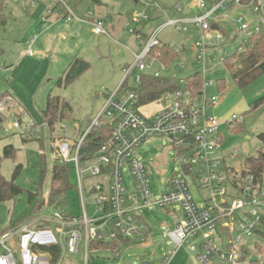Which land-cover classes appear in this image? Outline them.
Here are the masks:
<instances>
[{"label":"rangeland","instance_id":"1","mask_svg":"<svg viewBox=\"0 0 264 264\" xmlns=\"http://www.w3.org/2000/svg\"><path fill=\"white\" fill-rule=\"evenodd\" d=\"M56 1L6 0L3 4L6 24L0 25V96L5 97L1 103L3 110L0 111L4 116V123L0 126V155L8 145H13L16 153L13 158L3 159L1 175L10 181L16 167L21 165L16 184L24 192L12 201L0 204V232L30 216L36 219L51 217L56 211L69 209L74 216L81 213L73 164H70L69 172L71 188L67 193L68 206L55 207L46 201L38 209L37 203L32 206L28 204V192L40 193L47 200L54 160L60 157L58 145L64 141L75 142L78 127L86 128L89 121L99 115L106 103L105 95L120 86L124 77L123 68L134 63V54L143 49L157 24H162L166 15L172 19H182L200 14L196 5L198 0H101L105 6L101 8V13L109 19H104L107 33L97 35L91 24L92 17L88 16L90 11L97 9L91 0H64L65 11L73 15L70 18L60 16L57 9L49 13ZM137 14H147L149 21H137ZM85 16L86 21L83 19ZM158 16L160 18L156 19ZM240 17H244L249 26H255L258 22V15L238 5H229L219 12L222 41L216 44V48L207 51L208 71L205 72L197 63L198 53L195 50L199 30L194 29L191 36L175 27H167L159 35L162 43H169L180 52V58L168 65L162 76L184 79L200 72L206 85L205 96L218 98V104L209 108L208 113L214 115L221 125L223 144L219 153L228 157L223 164L235 170L243 168L247 157L257 155L261 148L258 135L264 132V104L252 109V105L264 97V75L250 86L239 89L223 64L225 57L237 54L246 39V32L240 29L238 22ZM216 33L213 31L211 36ZM29 51L34 55L29 56ZM214 57L216 63L213 62ZM77 58L87 61L90 69L68 87H59L57 81ZM146 63L151 65L146 73L161 72L162 64L158 60L148 57ZM140 73L136 70L132 74L129 87L134 85ZM222 84L225 88L220 91ZM50 97L61 98L72 109L68 119L58 122L53 132L47 125H38ZM160 109L161 104L155 102L141 107L140 111L148 118ZM233 114L244 117V124L234 129L227 124ZM15 123H19L20 127L16 128ZM30 137L36 140L24 141ZM137 156L149 167L151 189L153 195L159 197L164 190L162 179L169 182L180 171L171 141L168 138L151 139L139 147ZM42 170L45 171L43 181ZM124 176L127 188L131 189V176L129 173ZM98 181V178H88L89 183ZM191 193L199 207L204 206L205 200L212 196L209 190L192 189ZM141 218L148 228L147 242L120 245L114 252L90 253L89 264L158 263L167 256L171 258L169 264H199L197 258L190 254L188 244L176 248L166 238L165 233L168 229H175L181 213L175 216L164 210L150 209L144 211ZM38 226L40 223L33 228ZM111 229L109 224L106 230ZM16 239L8 246L14 252L16 261H20ZM199 240V237L194 239ZM241 242L256 252L253 244L260 243V240L243 238ZM172 250L175 252L173 255L170 254ZM4 252L0 248V254ZM116 252L120 257L114 260ZM258 258L259 264H264V254ZM66 264H83L82 252L68 255ZM242 264L250 263L246 261Z\"/></svg>","mask_w":264,"mask_h":264},{"label":"built area","instance_id":"2","mask_svg":"<svg viewBox=\"0 0 264 264\" xmlns=\"http://www.w3.org/2000/svg\"><path fill=\"white\" fill-rule=\"evenodd\" d=\"M196 5L200 14L191 18L172 19L166 15L165 21L153 31L143 49L134 54V63L124 68L120 86L105 95L106 103L99 115L89 121L86 128L78 127L75 142L64 141L58 145L62 161L73 164L76 170L81 213L74 216L70 209L56 211L51 217L33 218L16 232L0 237V248L5 251L0 254V264H66L68 255L80 252L83 264H89L94 241L110 243L121 239L128 240L130 245L147 242L148 228L141 214L150 209L164 210L175 216L181 213L175 229H168L165 233L166 238L176 248L188 244L199 264L243 263L240 259L246 245L241 240L255 238L254 230L264 217V180L256 179L244 166L235 170L223 164L228 157L219 153L223 144L221 125L214 115L208 113L209 108L218 104V98L206 97L204 85L200 96L183 89L161 97L155 101L161 104V109L148 118L140 111L143 106L139 105L137 88L151 66L147 65L146 59L157 60L151 52L162 45L159 35L165 28L175 27L191 36L194 29L199 30L195 50L197 63L205 72L208 71L207 51L222 41L221 30L211 26L219 10L238 5L258 15L255 26H249L244 17L239 18L240 29L246 32V39L238 52L242 51L247 39L264 26V0H198ZM55 9L64 18L73 16L70 11H65L64 0H57L49 13ZM88 16L92 17L95 34L107 33L103 20H94L92 12ZM83 19L86 21V16ZM136 19L149 21L147 14H137ZM213 31L217 32L215 36H211ZM28 55L34 54L29 51ZM213 62H217L216 57ZM136 70L141 73L129 87ZM166 71L167 67L162 65L161 72L149 74L159 78ZM109 124L112 126L111 142L101 146L89 159L82 160L80 151L87 136ZM227 124L234 129L244 124V117L233 114ZM15 127H20V124L15 123ZM154 138L171 141L177 156L175 161L180 165L177 176L169 182L162 179L164 190L159 197L153 195L149 167L137 156L139 147ZM126 173L132 179L131 189L126 186ZM88 178H98L99 181L89 183ZM192 189L209 190L212 196L199 207L192 196ZM100 221L103 222L97 225ZM36 223L40 226L34 229ZM109 224L112 229L107 231ZM197 237L200 240L194 241ZM14 239L20 261H16L8 246ZM194 244H197L196 249ZM53 248L58 250L56 261ZM174 253L173 250L170 252L171 255ZM119 257V252H116L114 260ZM170 261V256H167L158 263L144 261L139 264H169Z\"/></svg>","mask_w":264,"mask_h":264},{"label":"trees","instance_id":"3","mask_svg":"<svg viewBox=\"0 0 264 264\" xmlns=\"http://www.w3.org/2000/svg\"><path fill=\"white\" fill-rule=\"evenodd\" d=\"M6 0H0V25L6 24V18L4 15L3 4ZM210 1V0H206ZM220 2L222 0H215ZM95 5L100 3V0H91ZM211 26L214 29H220L217 22H211ZM151 55L156 57L157 60L164 66L170 65L172 62L180 58V52L170 46L169 44L163 43L162 45L152 49ZM223 64L229 70V73L234 81L235 85L239 89H244L258 80L264 75V26L252 34L246 41L241 52L237 54L230 55L224 58ZM90 64L83 58L74 59L66 71L63 77L57 81L59 87H68L78 78H80L84 73L90 69ZM204 82L202 80V73L196 72L187 76L184 79H179L169 76H161L159 78L154 77L151 74H144L141 78L140 85L138 86V92L140 95V106H145L159 100L161 97L175 93L176 91L188 89L192 91L194 96H200L203 92ZM225 88L222 84L220 91ZM4 96H0V104L2 103ZM262 104H264V97L256 101L252 105V109H257ZM71 106L59 97H50L47 109L42 111V121L38 125H47L51 132L55 130L56 124L58 122H63L67 120V116L71 114ZM4 123V116L0 112V126ZM112 126L106 125L99 130L92 131L86 138L82 145L80 154L82 160L89 159L101 146L107 145L111 142L112 136ZM258 139L261 142V148L258 150L256 156L247 157L244 161V167L248 168L252 175L260 180H264V132L258 135ZM36 140V138L24 139V141ZM54 140V139H53ZM54 153V148H52ZM16 149L13 145H8L4 148V152L0 155V204L12 201L21 195L24 190L16 184V179L21 172V165H18L15 170L14 177L12 180H7L1 175V166L3 159L13 158L15 156ZM71 170L70 164L62 161V159L55 158L52 167V179H51V189L47 200L43 199L40 193H30L28 192V204L32 206L37 203V208H42L46 201L49 205L55 207L68 206L67 203V193L71 188L69 180V172ZM45 171L42 170L41 181H43ZM39 189H42L40 184ZM39 190V191H40ZM33 219V216L20 221L17 225H11L10 228L1 231L0 237L8 234L14 233L20 229L24 224ZM255 238L260 240V243H255L253 249L256 248V252L248 247L242 249L241 262L249 261L253 256H259L264 254V217L260 219V223L256 226L254 230ZM130 245L128 240H118L110 243L94 241L91 244V253L98 251H115L120 245ZM54 251L55 261L58 260V250L56 248L52 249ZM60 257V256H59ZM259 264V260L255 263Z\"/></svg>","mask_w":264,"mask_h":264},{"label":"crops","instance_id":"4","mask_svg":"<svg viewBox=\"0 0 264 264\" xmlns=\"http://www.w3.org/2000/svg\"><path fill=\"white\" fill-rule=\"evenodd\" d=\"M105 8V6L103 5V2L100 0V3L99 4H97L96 5V10H93V11H90V12H92L93 13V16H95L94 18H98V19H101V20H103L104 22H105V20L104 19H109L106 15H103L102 13H101V8ZM221 10H219L218 12H217V15H216V22L218 23V24H220L221 25V23H220V18H219V12H220ZM160 18V16H158L156 19H159ZM185 18H189V17H185ZM183 19V18H182ZM161 24V23H160ZM160 24H157V27L160 25ZM156 27V28H157ZM217 30V29H216ZM218 30H221L222 31V28L220 27V29H218ZM236 39V38H235ZM162 43V42H161ZM163 44V43H162ZM166 44H169V43H166ZM170 46H172L171 44H169ZM173 48H175L174 46H172ZM123 72H124V68H123ZM124 245V244H123ZM124 246H129V245H124ZM98 252H100V251H98Z\"/></svg>","mask_w":264,"mask_h":264},{"label":"water","instance_id":"5","mask_svg":"<svg viewBox=\"0 0 264 264\" xmlns=\"http://www.w3.org/2000/svg\"><path fill=\"white\" fill-rule=\"evenodd\" d=\"M103 221H100L97 223V225H100ZM194 248H197V244H194ZM194 251H190V254L193 255ZM259 260V258L257 256H253L250 260V263H255Z\"/></svg>","mask_w":264,"mask_h":264}]
</instances>
